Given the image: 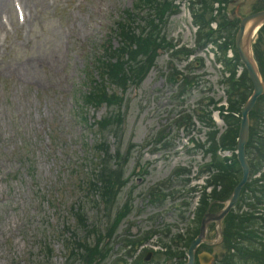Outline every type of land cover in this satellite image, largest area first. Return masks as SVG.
I'll return each mask as SVG.
<instances>
[{"label": "rangeland", "instance_id": "374dc122", "mask_svg": "<svg viewBox=\"0 0 264 264\" xmlns=\"http://www.w3.org/2000/svg\"><path fill=\"white\" fill-rule=\"evenodd\" d=\"M11 1L0 0V38L5 32L3 20L12 19ZM22 1L33 10L31 19L24 23L23 31L16 30L9 37L4 44L6 49L0 47V54H4L0 61V264H30V261L36 260L43 264V245L49 242L52 245V257L48 264H64V250L59 235L63 225L74 224V219L69 213L63 214L64 216L57 214L47 206L46 201H43L42 205H38L37 201L39 195H49V199L53 196L60 206L63 204L61 209L65 212L69 210L68 204L74 200L70 198L65 186L67 181L74 179L73 176L70 178L67 163L70 162L72 153H76V157L81 156V139L92 143L94 138L92 133L83 127L72 126L71 102L62 98L74 90L72 81L75 77L79 85L77 91L80 92L84 64L87 59H93L102 52L101 45L110 35L111 24L106 22L105 26L101 27L103 31L95 39L87 33L91 29L92 11L93 7H97L94 3L97 0H88L90 8L86 5L80 11L70 14L63 23L62 12L67 5L66 0H51L54 3L52 8L50 0ZM112 1L116 5L115 11L119 12L122 8H129L132 0ZM257 1H243L242 13L249 14ZM238 2L240 0L229 6L228 16H232ZM179 4V13L168 20L164 32L169 39L175 38V42L184 43L183 36L191 40L193 31L187 18L183 16L184 4L176 1L175 5ZM90 40L93 41L89 47L87 44ZM113 43L117 45L115 40ZM82 46H86V56H83ZM200 57L205 60V69L196 71L199 74L204 73L205 81L213 86L212 92L206 93V96L210 95L221 102V91L224 88L219 84L221 75L208 56L206 57L209 62L203 54ZM167 61L165 57L160 58L157 69L147 76L142 85L127 92L125 120L120 139L123 146L127 147L131 143L137 146L145 144L149 137L160 129L167 132L178 112L180 103L173 101V92L162 77L166 72ZM75 96L73 93L72 100ZM195 99L196 96L192 95V102ZM107 112L110 111L105 107L100 110L88 109L87 118L93 122L94 119L104 117ZM175 133L176 131H172L169 136ZM50 135L55 136L56 141L53 144L48 139ZM108 141L112 145L116 143L111 134L108 135ZM138 150V147H134L133 152ZM143 152L149 153L148 150ZM25 154L34 155L35 169L29 168V164H24L22 159ZM186 155L178 161L187 164L192 170H195L193 166L208 160V157L204 158L200 152L198 155L191 152ZM160 163L161 165L158 163L155 168H150L149 177L141 178L138 183L132 182L129 187L142 194L147 192L150 184L156 178L162 177L175 161L163 159ZM132 166L133 162H130L126 176ZM172 181L174 187L167 188L169 194L174 193L181 185L179 179ZM73 184L77 185V181L73 180ZM125 195L124 191L120 196L121 202ZM82 201L85 212L93 222L96 212L94 204L85 198ZM136 203L140 205V200ZM192 203L193 206L196 205V201ZM152 210L146 209L145 214ZM146 217L148 216L140 217L137 228L145 229L152 223V220ZM46 218L51 219L50 222ZM158 219L166 223L167 220H172L173 216L167 215L165 211ZM44 220L43 232L45 230L47 239L42 243L41 236H37L33 229H40ZM121 232L118 231L117 234ZM215 251L220 255L222 249Z\"/></svg>", "mask_w": 264, "mask_h": 264}, {"label": "water", "instance_id": "95a60500", "mask_svg": "<svg viewBox=\"0 0 264 264\" xmlns=\"http://www.w3.org/2000/svg\"><path fill=\"white\" fill-rule=\"evenodd\" d=\"M258 93H259V90L256 91V94L254 95V97L251 99L249 104L243 110L244 119L242 120V125H241L242 126V129H241V143H240V146H239L240 159H241L242 162H243V160H242V148H243V144H244V142L246 140L247 127H248L247 113L252 108Z\"/></svg>", "mask_w": 264, "mask_h": 264}, {"label": "trees", "instance_id": "16d2710c", "mask_svg": "<svg viewBox=\"0 0 264 264\" xmlns=\"http://www.w3.org/2000/svg\"><path fill=\"white\" fill-rule=\"evenodd\" d=\"M245 99H246V93L244 92L242 95H240L238 103L242 104ZM231 108L233 109V106ZM232 146H233V144H232ZM214 167H215V169L217 168V170H219V172H220V174H219L220 183L223 185L225 184L226 188L231 189L234 184H233L232 177H230L229 174L226 172V168L223 167L222 165H220V166L215 165ZM221 173L223 175H221Z\"/></svg>", "mask_w": 264, "mask_h": 264}, {"label": "bare ground", "instance_id": "6f19581e", "mask_svg": "<svg viewBox=\"0 0 264 264\" xmlns=\"http://www.w3.org/2000/svg\"><path fill=\"white\" fill-rule=\"evenodd\" d=\"M249 32H250V30H247L245 36H247V34H248ZM254 36H255V34H254ZM254 36H253V37H254Z\"/></svg>", "mask_w": 264, "mask_h": 264}]
</instances>
